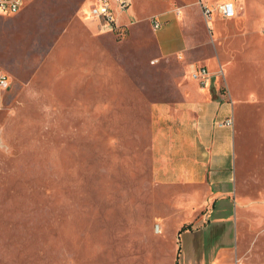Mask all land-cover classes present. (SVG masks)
<instances>
[{"label": "rangeland", "instance_id": "rangeland-1", "mask_svg": "<svg viewBox=\"0 0 264 264\" xmlns=\"http://www.w3.org/2000/svg\"><path fill=\"white\" fill-rule=\"evenodd\" d=\"M91 3L28 0L0 14V74L11 81L0 94V264H177L194 243V205L170 202L185 191L177 189L156 208L152 173L151 105L168 97L179 67L159 54L151 16L164 32L182 2L133 0L132 19L113 31L91 16ZM198 9L187 14L198 55L220 56L221 16L202 21ZM256 35L257 43L228 40L231 58L219 59L221 81L247 103L264 99V30ZM238 134L231 208L224 199L207 205L204 264L233 252L238 264L264 262L263 105Z\"/></svg>", "mask_w": 264, "mask_h": 264}, {"label": "crops", "instance_id": "crops-1", "mask_svg": "<svg viewBox=\"0 0 264 264\" xmlns=\"http://www.w3.org/2000/svg\"><path fill=\"white\" fill-rule=\"evenodd\" d=\"M131 1L133 4V0ZM180 1L182 8L180 7L178 15L171 9L161 14L166 15L170 10L173 14L166 19L170 24L166 31L160 32L161 27L156 30L153 28L159 54L162 58L175 62L179 68L175 74L178 81L169 89L168 97L151 105L152 173L159 189L155 197L156 203L160 205L156 208L161 207L164 210L165 201L168 199L166 191L177 189L185 191L170 202L179 203V207H185L184 204L194 205L197 221L195 227L189 229L194 236V243L190 239L191 243L188 244L190 254H187L185 261L180 260L179 256L177 264H204L203 251L206 250L204 230H208L211 224L208 218L214 213V208L207 205L224 199L227 201L224 207L231 208L238 161L239 122L243 118H248V114L254 113L256 107L264 106V99L254 103L243 102L233 85L221 81L219 76L223 69L219 68L221 65L219 59L231 58V55L225 52L227 47L224 46L230 39L240 40L251 35L256 43L259 41L256 33L257 30H264V7L254 0H242L238 6L232 1L236 6L237 15L233 18L221 16L222 25L216 26L220 47L224 51H221L219 56V50L216 48V56L204 57L198 55V39L193 40L190 36L192 27L196 25L187 14H191L197 7L204 18L202 21L207 19L198 0ZM126 12L119 10L116 12L119 26L132 19L126 17ZM154 17L158 16L152 15L151 22ZM243 17L252 18L251 30ZM158 18L162 26V20ZM100 24L102 25V22ZM223 25L230 29L227 27L224 29ZM225 31L232 32L233 37H223ZM203 66L208 71V78L201 83L192 77V73ZM229 120H232V124L228 123ZM241 148L243 149L242 144ZM205 207L207 208L203 209ZM200 216L203 218L207 216V222H198ZM159 219L163 221V218ZM199 223L201 226H198ZM218 250L229 249L225 248V245H220ZM230 255H234L233 259L223 260L222 263L217 259L213 263L238 264L239 254L237 257L234 252ZM261 261L264 264L262 259Z\"/></svg>", "mask_w": 264, "mask_h": 264}, {"label": "built area", "instance_id": "built-area-1", "mask_svg": "<svg viewBox=\"0 0 264 264\" xmlns=\"http://www.w3.org/2000/svg\"><path fill=\"white\" fill-rule=\"evenodd\" d=\"M27 2L28 0H0V14H16L22 10ZM198 2L207 20L213 14H218L223 18H233L237 15V9L233 2H226L219 5H210L207 0H198ZM131 3V0H92L90 13L92 17L102 22L103 28H106L108 31H113L119 27L116 12L118 10L126 12ZM152 25L155 30L159 29L161 27L160 19L158 17L152 18ZM192 77L204 83L205 79L208 78L206 67L203 66L195 69ZM10 85L11 81L9 77L6 74H0V94L2 91L10 88ZM228 123L232 124V120H229Z\"/></svg>", "mask_w": 264, "mask_h": 264}]
</instances>
